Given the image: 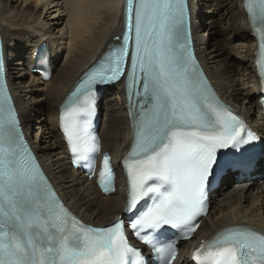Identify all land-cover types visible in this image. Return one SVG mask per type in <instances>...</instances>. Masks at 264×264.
I'll use <instances>...</instances> for the list:
<instances>
[{"label": "snow or ice", "instance_id": "obj_1", "mask_svg": "<svg viewBox=\"0 0 264 264\" xmlns=\"http://www.w3.org/2000/svg\"><path fill=\"white\" fill-rule=\"evenodd\" d=\"M127 32L120 47L80 84L86 92L96 83L114 82L124 75L131 55L130 86L143 82L149 104L141 107L128 165V211L145 200L130 223L144 243L153 247L161 264H171L176 241L165 225L186 238L193 221L204 214L205 191L215 170L243 168L246 155L217 160L218 149L255 141L244 122L214 95L189 46L187 0H127ZM250 20L260 38L264 75V0H248ZM3 57L0 53V73ZM140 94L139 92L137 93ZM75 95V94H74ZM94 100L73 101L62 117L76 162L99 151L90 134ZM85 114L89 119H82ZM114 179L104 157L100 183L105 190ZM196 264H264V234L248 227H230L195 253ZM0 264H145L133 247L123 221L107 227L84 225L58 199L23 140L19 120L6 88L0 86Z\"/></svg>", "mask_w": 264, "mask_h": 264}, {"label": "bare ground", "instance_id": "obj_2", "mask_svg": "<svg viewBox=\"0 0 264 264\" xmlns=\"http://www.w3.org/2000/svg\"><path fill=\"white\" fill-rule=\"evenodd\" d=\"M0 0V26L5 42L9 81L25 130L46 170L68 203L87 221H111L123 199L105 196L93 180L71 169L57 127L58 106L65 92L96 54L121 31L123 0ZM200 59L221 95L264 130L258 109L253 62L255 42L243 0H190ZM63 4V6H62ZM40 42L50 46L54 62L51 80L31 71L32 52ZM100 135L104 147L117 153L126 144L128 119L119 87L108 88ZM257 108V109H256ZM236 219L264 227V185L230 189L213 205L197 239Z\"/></svg>", "mask_w": 264, "mask_h": 264}, {"label": "rangeland", "instance_id": "obj_3", "mask_svg": "<svg viewBox=\"0 0 264 264\" xmlns=\"http://www.w3.org/2000/svg\"><path fill=\"white\" fill-rule=\"evenodd\" d=\"M61 3L63 2L62 0H59ZM62 6H63V4H62Z\"/></svg>", "mask_w": 264, "mask_h": 264}]
</instances>
